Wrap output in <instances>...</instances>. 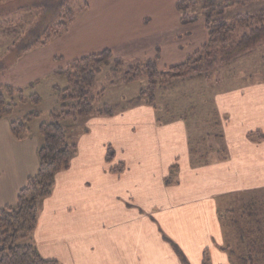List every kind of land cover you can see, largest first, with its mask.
<instances>
[{"label": "crops", "instance_id": "1", "mask_svg": "<svg viewBox=\"0 0 264 264\" xmlns=\"http://www.w3.org/2000/svg\"><path fill=\"white\" fill-rule=\"evenodd\" d=\"M178 1L144 6L153 8L143 7L150 15L141 21L144 31L132 41L133 50L115 52L118 59L138 63L159 55L158 68L165 70L198 51L197 28L183 25ZM98 5L101 1L94 0L93 6ZM128 20L136 22L135 17ZM201 27L200 48L208 38ZM74 31L20 58L0 74V88L23 91L77 60L81 48L66 45ZM215 103L226 156L218 159V153L205 151L194 158L195 166L186 122L159 125L151 106L88 120L89 132L79 137L77 155L56 174L53 194L42 203L33 233L41 257L59 264H182L168 239L189 264H203L205 251L212 264H229L218 201L237 198L244 205L252 193L264 190V140L248 138L251 132L264 134V84L217 95ZM12 122L8 114L0 116V213L17 205L40 164L41 138L29 130L17 138ZM108 147L114 150L110 163ZM120 163L123 173H113ZM171 175L174 185L167 186Z\"/></svg>", "mask_w": 264, "mask_h": 264}, {"label": "trees", "instance_id": "2", "mask_svg": "<svg viewBox=\"0 0 264 264\" xmlns=\"http://www.w3.org/2000/svg\"><path fill=\"white\" fill-rule=\"evenodd\" d=\"M72 1L74 0L59 3L58 6H61L59 7V19L54 21L50 29L38 34L29 32V41L20 50V55L29 52L36 46H46L53 39L59 37L61 33L69 31L68 29L74 22V11L68 8L69 3ZM202 1H211L213 5L215 3V0ZM185 2L186 0H179L177 3V9L181 13L183 25L196 21L184 14L186 9ZM229 3L231 1H228ZM213 5H210V7ZM84 6H87L86 1H84ZM205 24L208 33L206 43L184 63L161 71L158 69V61L160 59L158 55L155 59L134 63L133 65L135 66L131 65L132 67L127 72L133 79L144 75L143 73L145 72L149 85L147 91H150L151 96L147 97V91L142 89L138 96V100H141L139 101V106L153 107L156 112V121L159 125H167L175 121L186 122L193 166L196 165L194 158L208 153L209 150L213 151V153H218V159L223 158L224 155L226 156L227 150L222 122L214 99L207 95V85L213 81L215 73L230 66L233 62L249 53L255 45L264 41V11L257 15L239 16L231 23H226L225 20H211L207 17ZM111 60H113L112 51L105 49L100 53L89 54L77 59L68 66L69 68H76L77 72L72 75L70 70L67 71L70 86L59 93L62 102L61 111L60 113L51 114L52 121L42 123L39 127V132L43 138L38 153L39 169L34 176L28 179L24 188L20 191L17 205L6 207L0 213V264H59L57 261L45 260L41 257L34 242L33 233L38 224L43 201L53 194L56 174L68 169L71 160L77 155L79 137L89 132L83 123L91 118L113 117L128 110H118L107 104H97L96 95L91 90L96 73L103 66L109 65ZM114 62V68L127 63L118 58ZM143 66L144 69L141 68ZM3 70H5V65L0 60V73ZM188 84H192L193 93L200 95L203 93L204 95L198 97L185 94L180 96V101L178 100L177 102L174 100L175 96H172L169 97L173 98L172 104L171 102L164 103V98L160 96L156 98L155 96L156 87L161 89V94L164 91L168 95H174L179 87L188 86ZM7 89L10 92L14 91L11 87H6ZM101 95L102 93L99 96ZM190 99H192V102H197V104H187V100ZM181 101H187V103ZM13 105L0 90V116L7 114ZM203 105H209V115L212 119L204 121V123L200 120L208 135L197 137L194 133V130L197 129L192 127L191 119L187 118V113L193 112L197 107L201 111L203 110ZM34 116L35 113H30L24 119L13 120L11 129L17 138H24L27 120ZM197 117V115H193V119L198 120ZM65 122H72V126L65 127ZM81 122L83 126H80ZM74 129L79 130V134L72 136L70 132L74 131ZM248 138L253 142H262L264 134L261 131L251 132L248 134ZM113 158L114 150L112 147H108L106 161L110 163ZM201 162L202 160H198V164H201ZM124 170V163H120L112 169V172L122 174ZM174 170L177 171L178 167H173L172 171ZM173 181L174 177L171 175L167 178L166 185H174ZM256 199H245L243 207L240 208L242 213L238 214V218L231 215L230 224L237 235L235 237L237 241L243 242L248 238L250 242L249 248H254L258 256L262 255L264 257L262 219L260 220L259 213L255 215L253 211L255 209L254 206L257 204ZM250 211L252 214H250ZM221 218L223 217L221 216ZM237 219L241 222L237 221ZM166 240L171 243L182 264H189L182 251L171 241ZM241 242L233 246H243ZM231 247L229 241L223 248L229 253V256L233 253ZM260 247L261 249L258 250ZM251 252L249 251V253ZM203 264H209L207 251L203 255Z\"/></svg>", "mask_w": 264, "mask_h": 264}, {"label": "rangeland", "instance_id": "3", "mask_svg": "<svg viewBox=\"0 0 264 264\" xmlns=\"http://www.w3.org/2000/svg\"><path fill=\"white\" fill-rule=\"evenodd\" d=\"M66 1L67 0H0V60L5 65V70L0 74L5 72L8 68L13 67L20 58L25 57L28 53L38 48L46 47L58 38L66 36L73 28L75 31L70 39H68L66 45L70 43L72 47L81 48L78 54L79 56H77L78 59L89 54L100 53L105 49H109L113 53V60L110 61V64L103 66L95 75L93 88L91 90L93 94L96 95L97 104H107L118 110H130L138 107L139 101H141L138 100L140 91L142 89L147 91V88H149L147 76L145 72L143 73L144 75L136 79L128 75L127 72L129 68L135 66L132 62L131 64L130 62L123 63L120 67L116 66V68H114V60L118 58L115 52L125 49L128 51L133 50L131 46L133 43L132 41L139 37L144 31L141 21L149 15L147 10L153 9L152 6H144L150 1L155 0H100L101 5L97 7L93 6L94 0H84L87 3L86 7L84 6V1L74 0L68 5V8L74 11V22L70 26V29H68L69 31L61 33L59 37L53 39V41L46 46H36L29 52L20 55V50L23 49L29 41V32L31 31L38 34L39 32H45L46 29H50L54 21L59 19V7H61L58 6L59 3H64ZM128 1L134 2L135 5H127ZM228 1H231V3L228 4ZM210 5H213L211 1L186 0L185 2L186 9L184 14L190 17V19L196 20L193 23L185 24V27L195 26L197 28L198 32H196L194 36H197V41L200 42L199 45L202 43V38L200 37L201 26L206 25L205 21L207 17L211 20H225L226 23H231L239 16L257 15L260 14L261 11H264V0H215L214 5L212 7H210ZM143 7L147 10H144ZM152 14L154 15V12H152ZM129 17H135L136 22L132 23L129 21ZM199 45L198 49L200 48ZM193 46L194 43L187 47L191 49ZM192 55H183L180 62L177 61L176 64L184 63ZM263 57L264 41L255 45L249 53L233 62L230 66L215 73L213 81L207 85V95L211 96V99H214L215 103L217 95L242 90L247 86L264 84ZM68 66L62 67L53 74L51 73L43 77L40 82L26 86L21 92H19L20 90L10 92L8 89L6 90V87L0 88L5 98L14 104L7 113L10 118L16 121L24 119L30 113H35L34 117L27 120L26 130H29L35 137H40L41 140L43 138L39 132L40 125L42 123L51 122V114L60 113L61 111L62 102L59 93L70 86L67 71L70 70L72 75L77 72L76 68H69ZM141 68L144 69V66ZM158 69L164 71L163 68L159 67ZM191 85L192 84H188V86L179 87L174 95H168L164 91L161 94V89L156 87L155 96L156 98L159 96L164 98V103L171 102L172 104L173 98H169L172 96H175L174 100L177 102L178 100L180 101V96L185 94L198 97L204 95L203 93L202 95L193 93V87ZM100 93H102L101 96H99ZM146 93L147 97L151 96L150 91ZM37 97H39L38 99L40 100H38ZM187 101L181 102L197 104V102H192V99ZM202 108L203 110L201 111L198 110L197 107L193 112L187 113V118L191 119L190 122L197 129L194 130L197 137L200 135H208L200 120L204 123V121L212 119L209 115V105H203ZM193 115H197L198 120L193 119ZM86 122L83 123L84 126ZM197 122L200 123L197 124ZM71 123L72 122H65L64 126H72ZM80 126H83L82 122ZM70 133L72 136H75V134H79V130L74 129V131ZM251 198H257V204L254 206L255 209L253 208V211L255 215L258 213L260 214L259 218L260 220L262 219L261 229H264V190L252 193V196L247 199ZM218 204L220 210H222L221 215L223 217V222H225L224 233L228 235V239L232 246L231 249L233 250V253L229 256V253L222 248L229 256V264H264V257L262 255L258 256L254 248H249L250 242L248 238L243 242L237 241L235 238L237 235L231 228V215L238 218V214L242 213L240 208H242L243 205L237 204V198L223 199L218 201ZM229 204L230 208H228ZM250 214H252L251 211ZM237 221L240 220L237 219ZM240 242L243 246L239 244V246H233ZM259 249H261V247L258 248V250ZM249 251L252 252L249 253ZM209 264H212L211 256L209 257Z\"/></svg>", "mask_w": 264, "mask_h": 264}]
</instances>
